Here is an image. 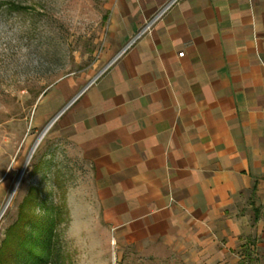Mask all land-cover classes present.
<instances>
[{"label":"crops","instance_id":"crops-1","mask_svg":"<svg viewBox=\"0 0 264 264\" xmlns=\"http://www.w3.org/2000/svg\"><path fill=\"white\" fill-rule=\"evenodd\" d=\"M168 1L114 0L104 64L34 127L84 163L120 258L264 264V0H177L138 36Z\"/></svg>","mask_w":264,"mask_h":264},{"label":"rangeland","instance_id":"rangeland-1","mask_svg":"<svg viewBox=\"0 0 264 264\" xmlns=\"http://www.w3.org/2000/svg\"><path fill=\"white\" fill-rule=\"evenodd\" d=\"M113 1L0 0V213L21 179L0 216V244L23 200L35 192L31 211L38 219L46 206L60 207L51 264H164L120 258L97 216L84 163L71 147L48 139L51 127L30 155L44 129L33 122L42 94L64 76L89 77L104 64L100 54Z\"/></svg>","mask_w":264,"mask_h":264},{"label":"trees","instance_id":"trees-1","mask_svg":"<svg viewBox=\"0 0 264 264\" xmlns=\"http://www.w3.org/2000/svg\"><path fill=\"white\" fill-rule=\"evenodd\" d=\"M19 9V6L10 5ZM37 204L34 193L23 200L17 220L0 244V264H51L54 227L59 224L60 207L46 206L38 219L31 211ZM52 212L51 215L49 213Z\"/></svg>","mask_w":264,"mask_h":264},{"label":"built area","instance_id":"built-area-1","mask_svg":"<svg viewBox=\"0 0 264 264\" xmlns=\"http://www.w3.org/2000/svg\"><path fill=\"white\" fill-rule=\"evenodd\" d=\"M177 2V0H169L162 8H160L158 10V12L152 16V18H150V20H148V22L146 23V25L144 26V28L141 30V32L138 34V36L145 30L149 29V27L156 21L158 20L173 4H175ZM133 42V41H132ZM130 42L128 46L131 45ZM183 53H180V55H182Z\"/></svg>","mask_w":264,"mask_h":264},{"label":"bare ground","instance_id":"bare-ground-1","mask_svg":"<svg viewBox=\"0 0 264 264\" xmlns=\"http://www.w3.org/2000/svg\"><path fill=\"white\" fill-rule=\"evenodd\" d=\"M47 130H48V128L45 130V132H46ZM45 132H43L42 134H40L39 137L36 139L35 144H34L32 150H31L30 155L32 154V151H33L34 148L37 146V144L40 142V140H41L42 136L45 134ZM29 157H30V156H29ZM20 180H21V179H20ZM20 180H18V182L16 183V185H15L14 188L12 189V192H11V194L9 195V197H8V199H7V201H6L5 205H4V207H3V209H2V211H1V213H0V216L4 213V211H5L6 208L8 207V205H9V203H10V201H11V199H12V197H13V195H14V193H15V191H16L18 185H19Z\"/></svg>","mask_w":264,"mask_h":264},{"label":"water","instance_id":"water-1","mask_svg":"<svg viewBox=\"0 0 264 264\" xmlns=\"http://www.w3.org/2000/svg\"><path fill=\"white\" fill-rule=\"evenodd\" d=\"M51 124H52V122H50V123H49V124L43 129L42 133L45 132V130H46L47 128H49V127L51 126ZM42 133H41V134H42ZM34 144H35V143H34ZM33 146H34V145H33ZM22 173H23V172H22ZM21 176H22V174H21Z\"/></svg>","mask_w":264,"mask_h":264}]
</instances>
